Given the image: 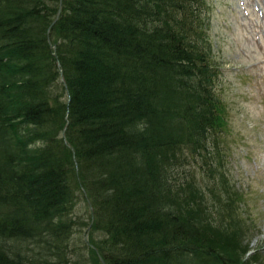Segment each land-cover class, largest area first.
Masks as SVG:
<instances>
[{
	"label": "trees",
	"instance_id": "obj_1",
	"mask_svg": "<svg viewBox=\"0 0 264 264\" xmlns=\"http://www.w3.org/2000/svg\"><path fill=\"white\" fill-rule=\"evenodd\" d=\"M194 1L62 0L56 58L61 0H0V264H73L79 192L105 264L257 262L189 174L172 180L175 154L212 179L230 149Z\"/></svg>",
	"mask_w": 264,
	"mask_h": 264
},
{
	"label": "rangeland",
	"instance_id": "obj_2",
	"mask_svg": "<svg viewBox=\"0 0 264 264\" xmlns=\"http://www.w3.org/2000/svg\"><path fill=\"white\" fill-rule=\"evenodd\" d=\"M194 3L198 6L194 17L219 71L223 129L230 149L225 159L214 158L212 179L209 162L198 158L179 167L185 155L175 154L169 162L170 170L175 169L172 180L183 181L189 174L188 181L195 182L192 189L203 192V205L219 208L209 212L213 224L235 223L232 227L240 228L242 244L248 246L247 257L256 253L255 264H264V0ZM227 139L224 136V143ZM228 202L233 213L227 211L223 218L220 210H227L222 205ZM71 219L74 224L67 235L72 263L103 264L97 245L104 234L91 225L93 210L83 192L78 193Z\"/></svg>",
	"mask_w": 264,
	"mask_h": 264
},
{
	"label": "water",
	"instance_id": "obj_3",
	"mask_svg": "<svg viewBox=\"0 0 264 264\" xmlns=\"http://www.w3.org/2000/svg\"><path fill=\"white\" fill-rule=\"evenodd\" d=\"M62 8H63V2L61 0L60 2V6H59V9H58V12H57V15L55 17V19L53 20L52 24L50 25L49 27V30H48V39H49V42L51 44V48L53 49V52H54V55L56 56V58L58 57V54H57V45L55 43L52 42V39H51V28L56 24V22L59 20L60 16H61V12H62ZM57 65L58 67L60 68L61 70V77H62V80H63V83L66 85V80L64 78V72H63V69H61V63L58 61L57 62ZM66 130H67V125L64 127L63 129V136H64V139H65V142L68 144L67 142V138H66ZM71 147V145H69ZM72 148V147H71ZM73 149V148H72ZM74 151V150H73ZM74 157H75V152H74ZM86 197L88 198V195L85 193ZM88 202L90 203L91 205V208L93 210V207H92V204L88 198ZM93 224V221L91 222V225ZM100 260L102 261L103 264H105V260L103 259L102 256L99 257Z\"/></svg>",
	"mask_w": 264,
	"mask_h": 264
}]
</instances>
